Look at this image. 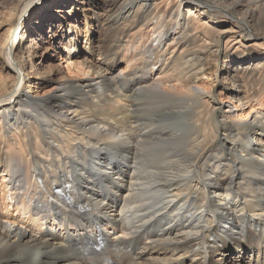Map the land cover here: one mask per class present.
I'll return each instance as SVG.
<instances>
[{"label":"bare ground","instance_id":"6f19581e","mask_svg":"<svg viewBox=\"0 0 264 264\" xmlns=\"http://www.w3.org/2000/svg\"><path fill=\"white\" fill-rule=\"evenodd\" d=\"M80 1L0 0V264H264V0H83L98 57L30 95L29 14Z\"/></svg>","mask_w":264,"mask_h":264},{"label":"rangeland","instance_id":"374dc122","mask_svg":"<svg viewBox=\"0 0 264 264\" xmlns=\"http://www.w3.org/2000/svg\"><path fill=\"white\" fill-rule=\"evenodd\" d=\"M94 2H99L101 0H93ZM76 3H74L75 5ZM79 4V3H78ZM53 7V6H52ZM47 8L42 14L41 17L39 16L40 13H36L35 11L31 12L29 14V19L27 23V27L25 28V37L23 41L20 43V50L23 55V57L27 58V60L30 61L26 67V72L30 74V81L32 82V85L30 87V95H33L35 93L42 94L45 89L38 88L37 81H41L43 76H46L52 80L54 83L53 85L60 83L63 81H67L66 79H69L72 75H69L68 69H67V60L64 57V50L65 47V41L70 39L72 41V45H75L76 52L74 53V56H71L72 61L78 60L82 61L83 59H93L97 58V47H93L92 51L94 54V57H91L87 55L86 49L89 50L91 43L93 42V39L95 40L96 37H98L100 40L105 38L106 33L104 31L98 30L95 26L94 18L90 12V7L85 1H80V5L76 7L75 11V17L68 15V12L70 9H62L63 13H53L52 11L54 9ZM55 7V6H54ZM39 20V21H38ZM41 23L35 25V23ZM84 22L88 23L87 28L89 30V34H87L85 38V29H84ZM42 27V30H41ZM3 29L0 28V35L2 33ZM238 32L235 29L234 33L229 34L226 33L223 34V42L226 41L227 38H224L225 36L229 35L230 42L232 43V46L236 47V41L232 42L231 39L232 36H236V38H240V41L244 43L246 47H249L254 43V40L252 38H249L247 35H244L243 37H238ZM103 35V36H102ZM97 45V44H95ZM231 46V47H232ZM234 47V48H235ZM243 46L239 47L238 52H241V48ZM223 46L220 49V53H222ZM227 54L232 53L233 51L225 50ZM236 54V53H232ZM231 56L228 55V58L224 60V64L227 68L225 70H231L233 68V63L230 62ZM220 60V59H219ZM221 62V60H220ZM237 61H235L236 63ZM31 63L33 64V69H31ZM211 66L208 67L206 71L203 69L198 73V76H196V84L203 86L206 90V92H211L214 95H216L217 103L216 108H220L219 110H216V116H221L222 113H225V110H231L235 113H241L239 110L233 109V100H229L228 102L221 103L222 99H226V94L231 95V84L229 80L230 74L225 72L221 74L216 73V82L213 84V77H210L208 74H212L214 71V64H210ZM214 65V66H213ZM221 65V63L218 64V67ZM215 68V69H216ZM40 74L38 77L34 78V74ZM220 76V77H219ZM34 79H37L35 82ZM35 86V87H34ZM49 88V86H46ZM230 89V91H228ZM233 89V88H232ZM221 101V102H219ZM248 109H244V113L247 112ZM242 115H244L242 113ZM219 118V117H218ZM25 225V224H24ZM23 225V226H24ZM25 227V226H24ZM104 233L108 234V229ZM112 232H109L111 234ZM236 261H238V258H236ZM231 264V262L227 263Z\"/></svg>","mask_w":264,"mask_h":264}]
</instances>
